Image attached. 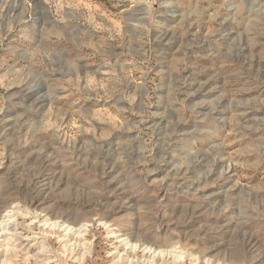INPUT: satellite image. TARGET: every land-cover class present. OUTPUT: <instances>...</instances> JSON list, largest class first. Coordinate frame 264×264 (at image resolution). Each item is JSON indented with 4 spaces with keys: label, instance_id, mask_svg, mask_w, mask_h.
Listing matches in <instances>:
<instances>
[{
    "label": "rangeland",
    "instance_id": "rangeland-1",
    "mask_svg": "<svg viewBox=\"0 0 264 264\" xmlns=\"http://www.w3.org/2000/svg\"><path fill=\"white\" fill-rule=\"evenodd\" d=\"M0 264H264V0H0Z\"/></svg>",
    "mask_w": 264,
    "mask_h": 264
},
{
    "label": "bare ground",
    "instance_id": "bare-ground-1",
    "mask_svg": "<svg viewBox=\"0 0 264 264\" xmlns=\"http://www.w3.org/2000/svg\"><path fill=\"white\" fill-rule=\"evenodd\" d=\"M168 3V2H167ZM170 9V8H169ZM39 12H41V13H45V10H44V7H39V10H38ZM169 33V32H168ZM162 35V34H161ZM167 35V34H166ZM165 37V36H164ZM168 37V36H167ZM196 42V41H195ZM199 43L198 44H201V43H203V42H201V41H198ZM187 43H188V41H187ZM190 43V42H189ZM192 44H193V42H192ZM196 44V43H195ZM43 97H41L40 99H42Z\"/></svg>",
    "mask_w": 264,
    "mask_h": 264
}]
</instances>
